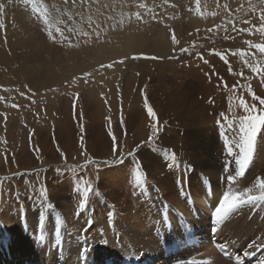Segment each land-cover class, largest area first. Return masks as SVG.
I'll return each mask as SVG.
<instances>
[{
    "label": "rangeland",
    "instance_id": "rangeland-1",
    "mask_svg": "<svg viewBox=\"0 0 264 264\" xmlns=\"http://www.w3.org/2000/svg\"><path fill=\"white\" fill-rule=\"evenodd\" d=\"M4 1L6 4L19 5L22 10L24 9L23 11L25 13L31 16L32 19L26 20V26H29V30L32 26L34 32L38 31L41 35L39 39H43L44 42L47 43L49 50L54 47L61 50L67 47L70 48L68 41L62 42L59 34L56 33L55 30L58 27L64 31L65 36L68 37V40H70L72 44L73 40L76 39L80 33L85 31L91 33V37L95 36L97 42H102L106 38V33H108V31L111 30V32H113V30L118 29V24L122 22H128V24H130L132 20L137 19L136 13L139 9L141 19L137 20L144 34H146L144 35L145 44L140 48V51L138 50L137 53L130 54L128 58H125L126 61L124 59L120 60V63H122V61L123 63L117 71L116 78L110 80L109 83L103 86L105 90L100 96L95 98L91 88L82 90L78 88V84L81 82L88 83L87 81L92 82L93 79H90L91 73L98 70L101 65L107 66V61L94 65L91 68L85 67L84 71L74 76L77 81L73 84V88L70 89L68 93L62 94V92H59L56 94L60 95L58 97L59 104H61L58 106L60 107L59 109H63L61 110L62 113L66 111L68 117L73 120L74 124H78V127L75 125L77 127L76 129L79 130L83 127V118L87 115H92L95 119L94 121H97L95 125L99 127L100 133H102L103 136L105 135L101 140L108 142L107 146L101 144V148L98 147L95 150L98 151V153L100 150H103L102 156H98L101 154L94 156L88 152L89 149L86 145V139L91 129L86 130L84 127L83 131L86 130L88 132L87 135L86 132L82 133L81 137L76 134L71 133L73 136L70 134L69 141L75 140L77 149L75 150L72 148L70 151L74 150L75 152L73 151L71 152L72 155L70 154L67 156V153H64L59 148L64 139L59 138L57 133L53 131L55 129V124L51 123V125L49 124L50 133L47 134L46 139L51 143L58 157L52 161L53 163L47 165L50 166L49 168H54L51 170L46 168L47 166H42L44 161H42L40 155L35 153L38 146L35 145L36 143L33 141V137L35 139L38 137L34 136L33 129L30 131L27 130V148L31 155L35 156L34 165L26 170L17 171L15 170L17 168L15 167L16 165L12 164L13 161L9 160L7 162V164H9L8 166L11 167V170L15 171L8 174H0V181H3V184L0 183V190H2V193L0 192V264H10L13 261L17 262L22 259L24 260L22 264H91L84 260L85 257L82 260L74 259L75 255L78 256L77 253H81L82 251L77 249L73 250V246L76 242H72V237H77L79 246L76 247L79 248L83 246L84 248L81 247L83 251L86 249L84 253H88L89 251L93 253L91 248L93 249V245H95L96 241L94 234L90 237L88 233L89 231L91 232L90 229H92V233L96 231L95 229H98L97 231L99 234H105V232H110L111 230L110 237L113 238L112 241L114 240L115 243L119 240L118 236H121L118 234L119 232H117L120 231L123 233L126 240V243L124 240L123 243L128 244V247L130 246L129 251H124L125 253L122 251L119 252L120 246L115 247V249L108 254L105 253L104 250L97 251L98 254L94 252L92 264H120L129 262L130 260L133 263L130 261L129 264H134L135 262H139V264L143 263L142 258L144 257L145 248L139 249L138 245L132 246L130 243L135 244L136 241L140 239L138 235L143 237L144 233L149 234V236L151 235V240L155 242V251L146 257L148 261H153V264H164L161 263V259H159L161 261H155L156 258L154 257L161 258L165 255H169V259L171 260L178 258L179 253H182L185 257H192L196 261H203L201 260L203 257L202 254L212 241H217V245L215 246L216 253L214 256L219 264H221V262L222 264H237L238 260L242 261V264H261V262H264V202L251 206L245 205L239 208L225 218L224 221L227 223H225L224 226H221L222 223L220 226H217L216 221L212 222L208 220L206 216V227H200L196 221L200 212L193 207V203L195 205V202H193L194 188H198L199 192L201 190L204 192L207 191V193L210 192L208 193L209 197L218 196L220 199L222 195L230 189L243 190V188L247 187L244 175L247 170L250 171L257 168V162H255L256 152L253 156V164L251 163L249 165L243 175H236L239 169L236 170L234 157L238 154V149H234L233 151L235 152H233L232 155V157H234H230L228 152L224 151L221 140L218 138L219 133L217 129H214V125H216L219 120V113L223 112V110H221L222 103L216 101L212 96L207 97L205 94L202 95L198 93L197 89L193 87L189 88L191 91L187 92L186 99L180 97L179 100H167V94L174 90L175 85L181 82L185 84L186 82H201V78L194 75L196 74L195 71L200 69L198 73L203 77L205 86L219 87L221 91L232 92L236 99H239L238 102L242 99L248 104L255 103L258 109L261 107L258 100H252L249 91L246 96L250 103L243 99L245 96H243V93L250 88L252 93L264 99V80L259 74L253 73L248 66L252 74L250 71H247L248 68L246 67L237 70L236 67L232 65V57L229 58L235 52L239 53L250 46L251 43L244 41V45L240 44L239 46H235L236 44H231V40H227V37L224 39V37L220 38L219 35L215 37L214 34L209 33L215 30L219 31L221 19H227L228 16L232 22L231 27L224 30L228 37L229 34L245 33L240 31V29H245L247 26H256L258 20H253L246 27H240L239 25V22L245 16L237 13V11L240 12L242 6L246 5L247 0H238L239 4L234 6L231 4L233 0H200L199 4L196 3V0H190L186 8L180 9L172 0H167V2H165V0H86V10L91 17L90 22H85L81 13L76 10H60L63 11L61 14L59 10L49 9L44 0ZM33 3H35L36 10H33ZM257 3L259 8L264 6L262 0H257ZM132 5H135V7L132 8ZM190 5H193V9H190ZM220 10H222L223 13L221 16ZM155 11H157V13ZM166 12L174 13L175 16L171 18L173 16V14H171V19L169 18L168 21L167 18L166 21ZM125 13L128 14V18L125 16ZM160 13H164L163 18H161ZM188 13L198 20L196 26H192L190 21L186 19V14ZM35 15H37L38 20H35ZM214 16H216L214 20H209V17ZM45 17L49 20L48 24L44 22ZM153 17H155V19H153ZM57 18L60 21H58ZM11 21L14 20L11 18ZM176 21L179 22L176 23ZM167 22L168 25L164 24ZM30 23H32V25ZM69 29H72V31H69ZM145 29L149 30H146L148 33ZM167 29L169 31H167ZM209 29H211V31H209ZM49 30L56 35V41L49 38L47 34ZM97 33H99V38L95 35ZM9 34H14L16 36L24 35L21 29L17 27V24L11 28ZM166 34L167 44H165L166 40L160 39L161 36H165ZM173 34L178 43L173 42ZM156 38L161 40V49H157L154 45V40ZM225 43H227L228 46H225ZM181 49H186V51L182 52ZM57 55L58 54H54L51 55V57L53 58ZM57 57H62L63 59L65 55L59 54ZM213 58L216 60L213 61ZM127 59L129 60L127 61ZM31 62H33V60H31ZM262 63H264V61ZM200 65H203L204 68H200ZM256 67L264 69V65L261 66V62L256 65ZM229 68H231V72H229ZM132 72L137 77L141 76L140 74L144 72L146 78H144L143 82L140 81L141 83L135 80L129 84L125 79H127L128 75ZM85 73H89V75L85 77ZM189 73H193V75L190 76ZM8 78L9 82L5 83L0 78V97H3V99H0V114H4L0 115V134L3 128L13 123L11 122L12 116H16L22 110L21 108L39 99V96H37L38 90L34 88V83L29 82L30 84L23 89L20 86L21 81L15 77L14 73L9 72ZM32 78L35 79L34 76L31 75V79ZM97 79L98 75L94 78V81H97ZM49 88L54 90L56 85L42 89V92ZM9 89H13L12 93ZM21 93H23V95H21ZM113 94H115V98L117 99L115 107L111 104ZM124 95H127V103L124 100ZM42 96L46 104L48 97L52 95L45 93ZM150 96L153 97V100H151ZM136 97L139 99L143 97V101H145V97H147V104L151 106L155 113V120L147 113L148 116L142 118V123L140 124L142 128L140 130L143 131V137L139 133L140 130L133 131V129H129V124L127 123L129 122V115H127V113L129 114L128 104L131 99ZM209 99H211V102ZM118 102H120V105ZM13 104L17 105V107H12ZM143 107H145V104ZM46 109L47 107L43 105V113L41 116L37 117L38 121L48 122L49 118L57 116L53 111L46 112ZM76 110L80 111L81 115L77 114ZM242 111L243 113L241 115H247L243 109ZM116 112L118 113L116 114ZM112 113H114L113 116ZM254 114H258V112ZM109 118L111 121L110 126L112 133L117 138L115 153H113L112 150V137L109 135L108 131ZM152 119L154 123L151 122ZM121 120H123V125H121ZM132 120L133 119H131V122ZM138 123L139 122L136 120L134 129L139 127ZM153 124L156 125L158 134L164 132L163 129L166 130L168 128V130L172 129L171 131L178 133V136L181 138L183 137L184 139L186 138L187 140L193 141L192 138L195 137L194 139H196L198 143L200 142L199 145L202 146L203 144L202 151H217L215 154H219L221 158L225 159L227 162H231L230 164L234 161V168H232L234 173L230 172L231 175L226 177L227 180L218 187H214V183L210 177H204L201 170L199 169L197 171L195 166L190 164V162H182L178 156L171 153L172 149L169 145H167L169 146L167 147L163 142H160L159 148L155 147L158 144L157 141H160L159 136H155V140L153 139L154 141L151 143L148 142V138L152 133L151 127ZM199 124H201L200 127L198 126ZM210 125L211 128L209 127ZM263 130L264 129H262V131ZM207 136L209 138H206ZM0 138H3L0 139V154L5 156L6 153L9 152L7 151L8 140L1 136ZM81 143H83V147H81ZM138 145L139 147H137ZM133 151V156H127L128 152ZM138 151H162V155H164L163 157L165 158L161 159L158 163L164 170L161 174L164 176L167 174L164 178H168L170 181L166 183L167 189L153 182L154 179H152V176L144 167L145 159L139 158L137 155ZM121 152L125 154L123 163L119 162ZM61 153H63V155H61ZM113 160L117 162L104 163L105 161L111 162ZM57 168L58 170H56ZM119 169H121L123 175L120 174L121 171H119ZM137 170H139L144 177L143 184H137L135 182ZM98 173H100V175H98ZM47 176H49V178H47V180L49 179L48 181L62 180V182L65 183L62 190H58L57 188L54 190L53 188L57 195H51L52 190L49 186V182L46 180ZM228 177H232V179H228ZM247 179H249L248 175ZM8 181H11V183H7ZM243 181H245L244 184ZM230 182L231 184H228ZM89 185L91 189L88 192L86 207L81 210L79 205ZM166 191H168V193ZM41 192H45L46 196L42 197L40 195ZM181 203L182 207L185 205L184 208L190 211L191 217L183 214L184 210L182 208L180 210ZM48 204H51L52 208H49ZM178 210L180 211L178 212ZM181 211L182 213H180ZM205 213L207 214V212ZM66 215L69 217L73 216L74 221H71L73 218L69 219ZM78 219L81 224L79 223L77 225L82 227H75L78 233H74L75 231L72 229V224L75 220H77L76 222L78 223ZM76 228H78V231ZM145 228L146 231L144 232ZM112 230L116 231L113 232ZM47 231L53 232V237L58 234L55 243L57 250H54L55 246L52 245L42 247L37 244V241H41L43 244L42 239ZM49 236L51 235L49 234ZM88 236L90 238H88ZM184 236L188 239L187 245H184L182 242ZM145 238L147 237L145 236ZM59 240L61 242L58 243ZM164 242L167 243V247H173L172 255L168 254V250L165 251L163 247ZM212 244L214 243L212 242ZM46 247H50L51 250L44 251L43 248ZM63 248L66 249L63 250ZM176 252H179L178 255ZM245 253H248V255H245ZM104 254H107L105 261L103 258ZM173 255L177 256L173 257ZM133 256H135L136 259L133 258ZM78 258L80 257L78 256ZM99 258L102 259L100 260ZM165 258L166 257H164V259Z\"/></svg>",
    "mask_w": 264,
    "mask_h": 264
},
{
    "label": "bare ground",
    "instance_id": "bare-ground-1",
    "mask_svg": "<svg viewBox=\"0 0 264 264\" xmlns=\"http://www.w3.org/2000/svg\"><path fill=\"white\" fill-rule=\"evenodd\" d=\"M44 1H45L46 5L48 6L49 9H54V10H59V11L60 10H63V11H65V10H76V11L81 13L85 22H90V20H91V17L89 16V14L86 10V4H87L86 0L76 1L75 4L72 3V0H67V3L65 2V0H44ZM161 1H164V0H161ZM172 1H173V3L176 4V6L179 9L180 8H186L188 3L190 2V0H172ZM0 3H3L5 5L4 12L0 13V66L2 69V70L0 69V78L3 80L4 83L9 82L8 73L9 72L14 73L15 77H17V79L19 81H21L20 86L23 89L26 88L25 85L28 86L30 84L29 82L34 83L35 84L34 88L36 90H38L37 96H39L38 97L39 99L37 98L38 99L37 101L31 102L28 106L24 105L25 107L21 108L22 110L16 116L15 115L12 116L13 118H12L11 122H13V123H11L10 125H8V127L3 128L1 130L2 133L0 134V136L7 138V140H8V143H7L8 144V150L7 151H9V152L6 153L5 156H3V154H0V157L2 158V159L0 158V174H8V173L14 172L15 170H17V171L26 170L28 168H31L34 165V162H35L34 157L35 156L31 155L29 149L27 148V141H26V136H27L26 132H27V130L30 131L31 129H33L34 136L38 137L36 139L33 137V141H35V143H36V144L35 143H33V144L38 146V149L35 153L37 155H40L42 161H44V163H45V164L42 163V166H47L50 163H53L52 161L54 159L58 158L57 152H55L53 150L51 143L48 142V140L46 139L47 134L50 133L49 132V124L51 125V123L55 124V129L53 131L57 133L59 138L64 139L61 142L59 148L64 153H67V156L70 155L71 152L74 151V150L70 151L72 148L75 150L77 149L75 140L69 141L70 134L71 133L76 134V135H79L81 137V134L84 132H86V135H87L88 132L86 130H89V129H91L90 130L91 132L87 135V139H86V145L89 149L88 152H90L94 156H96L98 154H101L98 156H102L103 150L102 151L100 150L99 153H98V151H95V150L98 147L101 148V146H100L101 144H103L104 146H107L108 142H106L105 140H101L102 138H104L105 135L103 136L102 133H100V131H99V127L97 125H95V122H97V121H94L95 119L93 118L92 115H87L85 118H83V121H84L83 124L84 125H82L84 127V129H86V130L82 131L81 128L79 130L76 129L78 127L77 126L78 124L77 125L74 124L73 120H71V118L68 117V114L66 111H64L62 113L61 110H63V109H59L60 107H58V106H60L61 104H59L58 97L60 95H56V94L59 92L60 93L62 92V94L68 93L70 91V89L73 88V86H74L73 84L77 81V79H75L74 76L77 73L84 71L85 67L91 68L94 65H97L99 63L107 61V66L99 67L98 70L91 73L90 79L91 78L93 79L92 82L87 81L88 83H82L81 82L79 84H78V82L81 80H79L77 82L79 89L85 90V89L91 88V90H93V92H94L93 96H95V98H97V96H100L101 93H103L105 90V88H103V86L105 84L109 83L110 80H113L116 78L117 71L120 69V67L123 63V61H122V63H120V60L121 59L125 60V58H128L130 56V54H132V53H135V52L137 53L138 50L140 51V48L145 44L144 35L146 33L144 34L143 30L141 29L142 27L139 26L140 25L139 21L137 19H135V20H132L130 24H128V22H122V23L118 24V26H117L118 29L113 30V32H111V30H110V31H108V33H106L108 36V41H107L106 35H105L106 38L102 42H97L95 36L90 37V38H88V37L86 38V37H83L81 35H78V37L73 40V45H78V46H74V47H70V48L67 47L66 49H63V50H61L59 48L56 49V47H54L53 49L49 50L48 49L49 46L47 45V43H45L43 39H39V37L41 35L38 33V31H36V32L33 31V27L31 26L32 23H30L31 24L30 30H29V26L28 25L26 26V24H25L26 20L32 19V18H31V16H29L27 13H25L23 11L24 9L22 10V8L19 5L6 4L4 0H0ZM231 4L234 6L236 4H239V2H238V0H233V2ZM131 7L134 8L135 5H132ZM14 9H15V11H14ZM190 9H193V5H190ZM63 11H60V13ZM262 11H264V6L259 8L257 0H247L246 5L242 6V9L240 10V12L237 11V13L245 16L239 22L240 27H246L253 20H258V23L256 24L255 29L252 32H245L243 34H229V37H228L227 33L224 30L226 28L229 29V27H231L232 22H231V19L229 16L227 19L226 18L221 19V25H220V29H219L221 35L219 34V31H216V30L209 32V33L214 34L215 37H217V35H219L220 38L224 37V39H225V37H227V40H231V42H230L231 44H236L235 46H239L240 44L244 45V41H248L251 43L250 46H248L247 48H245L241 52H239V53L235 52L234 54H232L229 57V58L232 57L231 58L232 65H234L237 70L244 69L245 67L248 68L244 62L246 60L251 62V63H255V66L258 65L260 62H261V66L264 65V63H262L264 61V54H261L258 49L252 47V45H254V44L264 45V34H262L259 31V28L261 25L260 16H261ZM155 12L157 13V11H155ZM169 12H172V11H169ZM169 12L168 13L166 12L167 13L166 19H165L166 21H167V18L169 21V18L172 16L171 14H173V16L171 18H173L175 16L174 13H169ZM137 13H140V9L137 11ZM61 14H60V16H61ZM163 15H164V13L161 14V18H163ZM221 15H223L222 10H220V16ZM125 16L128 18V14L125 13ZM215 17L216 16L209 17V20H214ZM11 18L15 22L11 21ZM186 19L188 21H190L192 26H196V24L198 22V20L195 19L190 13L186 14ZM35 20H38L37 15H35ZM57 20L60 21L58 18H57ZM245 21H247V23H245ZM33 22H34V20H33ZM163 22H165V21H163ZM178 22L179 21H176V23H178ZM8 23H10V24H8ZM15 23L17 24V27H19L21 29V31L24 33V35H21V36L17 35L16 36L13 34L14 35V37H13L12 34H9V31L11 30V28L16 25ZM147 23H148V21H147ZM169 23H171V22H169ZM164 24L168 25V22L164 23ZM154 25H156V24H154ZM172 26H173V23H172ZM106 27H107V24H106ZM249 28H253V27L247 26L245 29H249ZM146 30L147 29H145V31ZM16 31H17V29H16ZM147 31H149V30H147ZM167 31H169V30L167 29ZM102 33H104V32H102ZM166 33H168V32H166ZM79 37H80V39H79ZM157 37H159V36H157ZM160 39L166 40L165 44H167V34L165 36H161ZM160 39L156 38L154 40V45L157 49L162 48V44H161ZM148 41H149V39H148ZM224 45L228 46L227 43H225ZM165 47H166V45H165ZM54 54H58V55L64 54L65 57L62 59V57H57L58 56L57 55V56L52 58L51 55H54ZM212 57H214V56H212ZM31 60H33V62H31ZM128 60L129 59H127V61ZM215 60L216 59L213 58V61H215ZM133 62H134V60H133ZM125 64H126V62H125ZM108 65H111V67H108ZM127 65H128V63H127ZM200 68L203 69L204 66L200 65ZM121 70H122V68H121ZM199 70L195 71L196 74H194V75L200 77L201 82L200 81L194 82V83H187L186 82V84L184 82H181V83L175 85L174 90H172V92L167 94V100H170V101L179 100L180 97L186 99L187 92L191 91V89H189V88L193 87V88L197 89L198 93H201L202 95L205 94V96H207V97L212 96V97H214V99L216 101H220L222 103L221 110H223V112L228 117V119H232L231 117L233 116V114H235L236 117L242 116L241 115L243 113L242 109L240 107H237V105L239 104V102H238L239 99H236L235 95L232 92L221 91V89L219 87L217 88L216 86H213V87L205 86L204 85L205 81L203 80V77L200 76V74L198 73ZM131 71H133V70H131ZM247 71H250L249 68ZM144 72H145V70H144ZM144 72L141 73L140 74L141 76H139V77L134 75L132 72L131 74L128 75V78L125 80H127V82L129 84H131L135 80H137L139 82L140 81L143 82L144 78H146L144 75ZM251 74H252V72H251ZM31 75L34 76L35 79H33V78L31 79ZM97 75H98V79H97V81H94V78ZM189 75L191 76V75H193V73H189ZM53 85H56V88L54 90L49 88V89L45 90L44 92H42V89H46L47 87H50ZM10 87L13 88L12 86H10ZM12 90L9 89V91L11 93H12ZM248 91L249 90L244 91L243 96L244 95L245 96L243 99L247 100L250 103L249 99L246 96L248 94ZM45 93L52 95L51 97H48L46 104L44 103V98H42L43 97L42 95H44ZM29 95H31V94H29ZM141 95H142V92H141ZM126 96L124 95V100L127 103L128 99ZM215 97H218V98H215ZM117 98H118V96H117ZM151 100H153V97H151ZM200 100H202V99H200ZM210 100L211 99H209V101ZM195 101H196V99H195ZM120 102H118L119 105H120ZM144 102L145 101H143V97L142 98L140 97V99L138 97H136L134 99H131L130 103L128 104L129 105V107H128L129 114L127 113V115H129L128 120L130 123L129 122H127V123L129 124V129L131 128V129H133V131L140 130L142 128V127H140V124L142 123V118L148 116L147 115L148 112L146 110V107H143V105L145 104ZM205 103H208V102H205ZM111 104L113 107H115L117 104V99L115 98V94L112 95ZM43 105L47 107L46 112L53 111L54 113L57 114V116L49 118L48 122L47 121H44V122L38 121L37 117L41 116V114L43 113ZM210 105H211V103H210ZM210 105H209V107H210ZM230 108H231V110H229ZM117 109H118V107H117ZM111 110H113V109H111ZM76 112H77V114L81 115L80 111L76 110ZM117 113L118 112H116V114ZM113 115H114V113H112V116ZM131 119H133L132 122H131ZM136 120L139 122L138 123L139 127L134 129ZM219 120L221 123H225L224 118H222L221 116H219ZM151 122L154 123L153 119L151 120ZM124 126H126V125H124ZM198 126L200 127L201 124H199ZM47 127H48V130H47ZM209 127L211 128V125ZM214 129H217V131L219 133L218 138H220L221 144L224 148V151H226V149L224 147V140L220 136L219 125L218 124L214 125ZM171 130H168V128L166 130L163 129L164 132H160L159 134L156 135V137L159 136L160 141L159 142L157 141L158 144L155 147L159 148L158 146L160 145V142H163L166 146L169 145L172 149L171 153L178 156V158L182 162H185V163L190 162V164H193L195 166L197 171L199 169L201 170L204 177H210V179L214 183V185H213L214 187H216V186L218 187L221 183H223L225 180H227L226 177L231 175L230 172H233L232 168H234L233 167L234 161L232 162V164H230L231 162H227L225 159L221 158L219 156V154L216 155L215 152H217V151H202L203 144H202V146L199 145L200 142L198 143V141L196 139H194L195 137L192 138L193 141L187 140L186 138L184 139L183 137L182 138L179 137L178 133L171 131ZM225 131H226L227 138H229L232 142L233 150L234 149L237 150L235 147V143L238 140L239 135H240L239 130H238V125H234L231 129H225ZM142 132L143 131L140 130L139 133L143 137ZM83 135H85V134H83ZM133 137H134V135H133ZM214 137H215V135H214ZM216 137H217V135H216ZM206 138H209V137L207 136ZM188 139H190V138H188ZM257 140H258V143H257V149H256V155H255V158H256L255 162H257V168L252 169L250 171L247 170L246 174L244 175V177L246 178L247 187H250L253 183H255L256 179L264 178V130L262 131L261 135H258ZM205 143H206V141H205ZM169 146H167V147H169ZM217 146H219V145H217ZM54 148H56V147H54ZM223 148H222V151H223ZM203 150H204V148H203ZM237 151H239V150H237ZM233 152H235V151H233ZM162 154H163L162 151H144V152L138 151L137 152V155L139 156V158L145 159L144 167L147 169L148 173L152 176V179H154L153 182L155 184L161 185L162 187H164V189H167L166 183H168L170 181L168 178H164L167 174H165V176L161 174L164 170L160 167V164L158 163V162H160L161 159L165 158V157H163L164 155H162ZM225 156H226V154H225ZM227 157H229V156H227ZM230 157H232V156H230ZM75 158H77V157H75ZM73 159H74V157H73ZM9 160L13 161L12 164L16 165L15 167H17V168L15 170H11V167L8 166L9 164H7V162ZM177 161H179V160H177ZM155 162H157V163H155ZM151 166H153V167H151ZM49 167L50 166H47L46 168H49ZM49 169L53 170L54 168L53 169L49 168ZM121 169H119V171H121ZM56 170H58V168ZM236 170H238L237 164H236ZM5 171H7V172H5ZM252 171H254V172H252ZM235 173H236V171H235ZM120 174L123 175V172L121 171ZM98 175H100V173H98ZM157 175H159V176H157ZM247 175H248L249 179H247ZM224 177H225V179H224ZM47 178H49V176L46 177V180H47ZM4 182H6V181H4ZM48 182H49V184H50L49 186L53 192V193L51 192V195L56 194V192H54L55 188H57L58 190H62L63 186L65 185V183L62 182V180H54V181L50 180ZM51 182H52V184H51ZM244 182L245 181H243V184H244ZM0 183L3 184V181L2 182L0 181ZM7 183H11V181H8ZM228 184H231V182ZM53 185H55V186H53ZM53 188H54V190H53ZM0 192L2 193V190H0ZM166 192L168 193V191H166ZM208 193H210V192H208ZM208 193H207V191L204 192L203 190H201L199 192L198 188L193 189V195H194L193 202H195V205L193 203V207H195L196 210L200 212L199 217L196 220L200 227H206V224H207L206 220H205L206 216L208 217V220L215 222V219H214L213 215H211V213H213L215 206L218 204L219 198H218V196L209 197ZM180 198H179V200H180ZM173 203H174V201H173ZM184 207H185V205H184ZM184 207H182V203H181L180 210L182 208L184 210L183 214H186L188 217H191L190 211H188ZM177 209H178V206H177ZM180 210H178V212ZM205 212H207V214ZM180 213H182V211ZM67 218L72 219L73 216L72 217L67 216ZM176 218H177V215H176ZM69 219H68V221H69ZM51 220H52V218H51ZM173 220H174V218H173ZM37 221H38V219H37ZM71 221H74V218ZM76 221L77 220H75V222L72 224L73 225L72 229H74V231H75L74 233H78V232H76L75 227H78V228L80 227L77 225L80 223L79 219H78V221H79L78 223ZM225 223H227V222L223 221L222 224L219 223L216 225L220 226V224H221V226L222 225L224 226ZM176 225H177V223H176ZM110 226H111V224H110ZM78 228H76L77 231H78ZM139 228H141V227H139ZM90 230H91V232L90 231L88 232L90 234V237L92 236V234H94L95 241H96L95 245H93V249L91 248L93 253L95 252L96 254H98L97 251L104 250V252L108 254L110 251L112 252L115 249V247H117V246H120L119 252L120 251H122V252H124V251L128 252L129 251L130 246L128 247V244H125L126 240L123 236V233H121L120 231H117V232H119L118 234L121 236H118L119 240L117 243H115L114 240L112 241L113 238L110 237L111 230H110V232L109 231L105 232V234L104 233L99 234L97 231L98 229H95L96 231L94 230L95 231L94 233H92L93 232L92 229H90ZM142 230H143V227H142ZM115 231H113V232H115ZM145 231H146V228H145L144 232ZM49 234L51 236H49ZM52 234H53V232H48V231L45 232V236L42 239L43 244L41 241H37L38 243L37 242L36 243L42 247L49 246V245L55 246L56 237L58 236V234H57V236L55 235L54 237ZM145 236L147 238H145ZM150 236H149V234H145V233L143 236L144 238L141 237L140 235H138V237H140L139 241H136L135 244L130 243L132 246L138 245L139 249L145 248L144 249L145 250L144 251V257L142 258V256L140 255L142 260H143V264H150V263L153 264L154 263L153 261H151V262L148 261V259L146 258L152 252L155 251V247H156L155 242L153 240H151ZM90 237L88 236V238H90ZM34 240H36V239H34ZM123 240L125 241V243H123L124 242ZM187 240L188 239H186V237L184 236L183 241H182L184 245H187ZM115 241H117V240H115ZM59 242H61V241L59 240L58 243ZM72 242L73 243L76 242L75 245L73 246V250L77 249L79 251H82L81 253H77V255L80 258H78V256L75 255L74 259L82 260L85 257L84 260L88 261L89 263L92 264V262L94 260L93 253L90 251L88 253H84L86 251V249H85V251H83V248H84L83 246H81L83 248L76 247V246H79L78 241H77V237L73 236ZM212 242L214 244H212ZM212 242H211V244L209 243L205 252L202 254L203 257L201 260H203V261L208 260V261H210V264H219L218 260H216L215 256H214V254L216 253L215 246L217 245V243H216L217 241L216 242L212 241ZM221 245H222V243H221ZM58 246H59V244H58ZM63 247H64V245H63ZM67 247H69V246H67ZM163 247H164L165 251L168 250V254L172 255V252H173L172 248L173 247H170V248L167 247L166 242L163 243ZM138 248H136V249H138ZM221 248H223V247H221ZM64 249H66V248H63V250ZM43 250L48 251V250H51V248L46 247V248H43ZM54 250H57V246L54 247ZM66 253H69V252H66ZM178 253L179 252H176L177 255H178ZM107 254L103 255L104 261L106 260ZM177 255H173V257L177 256ZM225 256H226V254H225ZM164 257H166V258L164 259ZM169 257H170L169 255H165L161 258H159V257H154V258H156L155 261H158L159 259H161L162 260L161 263H164V264H168V263H171V264H188L189 261H196L192 257L183 256L182 253H179L178 258H176V259L170 260ZM133 258H135V256H133ZM99 259L101 260L102 258H99ZM149 259H151V258H149ZM22 260L17 261V262L13 261L10 264H22V263H24V260L23 261ZM161 260H159V261H161ZM129 262L120 263V264H129ZM132 263H130V264H132ZM134 264H139V262H135ZM221 264H222V262H221Z\"/></svg>",
    "mask_w": 264,
    "mask_h": 264
},
{
    "label": "snow or ice",
    "instance_id": "snow-or-ice-1",
    "mask_svg": "<svg viewBox=\"0 0 264 264\" xmlns=\"http://www.w3.org/2000/svg\"><path fill=\"white\" fill-rule=\"evenodd\" d=\"M67 3V0H65ZM76 0H72V3L75 4ZM167 2V0H165ZM196 3L199 4L200 0H196ZM262 3H264V0H262ZM226 7V6H225ZM5 10V5L3 3H0V13H3ZM33 10H36L35 3H33ZM136 18L139 20L141 19V16L139 13H136ZM155 19V17H153ZM261 25L259 28V31L264 34V11H262L260 16ZM45 24L49 23V20L45 17L44 18ZM247 23V21H245ZM255 29V26L253 28L249 29H240L242 32H252ZM235 30V29H234ZM56 33L59 34L60 40L68 41V44L70 47L78 46L73 45L70 40H68V37L65 36L64 31L61 28H56ZM69 31H72V29H69ZM211 31V29H209ZM48 36L53 41H56L57 37L53 34L51 30L48 31ZM83 37H91V33L89 32H82L80 33ZM97 38H99V33L96 34ZM173 42L178 43L175 39V35L173 34ZM252 47L259 50L261 54H264V45L262 44H254ZM182 52L186 51V49H181ZM254 55V54H253ZM207 62V61H205ZM245 64L251 68V71L253 73L259 74V76L264 79V69L258 68L255 66V63H251L249 61H245ZM101 67H104V65H101ZM108 67H111V65H108ZM231 68H229V72H231ZM89 73H85V77H87ZM242 75V73H241ZM27 87V85H25ZM7 91V90H6ZM249 93L252 96L253 101H259L260 108H257V105L255 103L248 104L242 99L240 100L237 107H240L244 110V112L247 113V115H242L239 117H236L235 114H233L232 119H228V117L225 115L224 112L219 113V115L224 118L225 123H221L220 120L217 121V124L220 127V136L224 140V147L226 151L228 152L229 156L233 155V146L232 142L229 138L226 136L225 129H231L234 125H238L239 130V138L235 143V147L239 150L238 154L235 156V163L238 166L239 171L236 173V175H243L245 170L249 167V165L253 161V156L256 152L257 148V137L258 135L262 134V129H264V99L260 98L259 96L255 95L251 92V89L249 88ZM23 95V93H21ZM0 99H3V97H0ZM12 107H17V105L13 104ZM145 107L147 109L148 114L155 120V113L151 106L147 104V97H145ZM231 110V108L229 109ZM258 114H254L257 113ZM4 115V114H0ZM6 119V116H5ZM111 121L109 118V135L112 137V150L113 153L116 152V141L117 138L115 135H113L111 130ZM121 125H123V120H121ZM81 130L83 131V127H81ZM157 128L156 125H152V134L148 138V142L151 143L154 139V137L157 135ZM3 139V138H0ZM81 147H83V143H81ZM139 147V145L137 146ZM63 155V153H61ZM124 153H120V163H123V157ZM134 155L133 152H128L127 156L131 157ZM117 161L113 160L111 162L105 161L104 163H116ZM228 179H232V177H228ZM135 182L137 184H143L144 183V177L141 175L139 170L136 172L135 176ZM91 186H88V189L84 192V198L81 200V203L79 205L80 209H84L86 207L87 202V196L88 192L90 191ZM40 195L42 197L46 196L45 192H41ZM264 202V178H258L256 179L255 183H253L250 187H245L243 190H228L225 192L222 197L219 199L218 204L215 206L214 211L212 213L215 221L217 224L222 223L226 217H228L230 214L234 213L239 208H242L245 205H256L257 203ZM49 208H52L51 204H48ZM245 255H248V253H245ZM188 264H210V261L204 260V261H189ZM237 264H242V261H237ZM261 264H264V262H261Z\"/></svg>",
    "mask_w": 264,
    "mask_h": 264
},
{
    "label": "clouds",
    "instance_id": "clouds-1",
    "mask_svg": "<svg viewBox=\"0 0 264 264\" xmlns=\"http://www.w3.org/2000/svg\"><path fill=\"white\" fill-rule=\"evenodd\" d=\"M195 235V234H194ZM194 238V237H193Z\"/></svg>",
    "mask_w": 264,
    "mask_h": 264
},
{
    "label": "flooded vegetation",
    "instance_id": "flooded-vegetation-1",
    "mask_svg": "<svg viewBox=\"0 0 264 264\" xmlns=\"http://www.w3.org/2000/svg\"><path fill=\"white\" fill-rule=\"evenodd\" d=\"M196 209V208H195Z\"/></svg>",
    "mask_w": 264,
    "mask_h": 264
}]
</instances>
